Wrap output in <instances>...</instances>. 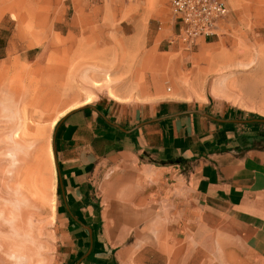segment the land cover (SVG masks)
Segmentation results:
<instances>
[{
    "label": "crops",
    "instance_id": "0c3cea01",
    "mask_svg": "<svg viewBox=\"0 0 264 264\" xmlns=\"http://www.w3.org/2000/svg\"><path fill=\"white\" fill-rule=\"evenodd\" d=\"M136 14L145 31L120 37L139 66L209 65L231 15L188 49L168 0ZM51 147L49 264H264V114L206 94L98 96L57 118Z\"/></svg>",
    "mask_w": 264,
    "mask_h": 264
},
{
    "label": "rangeland",
    "instance_id": "374dc122",
    "mask_svg": "<svg viewBox=\"0 0 264 264\" xmlns=\"http://www.w3.org/2000/svg\"><path fill=\"white\" fill-rule=\"evenodd\" d=\"M160 1L0 0L8 30L0 40V264L50 262L51 135L66 109L160 90L173 98L206 94L264 114V0H225L231 15L204 55L209 65L139 66L124 47L140 44L124 43L121 29L145 31L142 15L138 23L131 16ZM213 59L221 62L212 66Z\"/></svg>",
    "mask_w": 264,
    "mask_h": 264
},
{
    "label": "built area",
    "instance_id": "2783aa9c",
    "mask_svg": "<svg viewBox=\"0 0 264 264\" xmlns=\"http://www.w3.org/2000/svg\"><path fill=\"white\" fill-rule=\"evenodd\" d=\"M169 11L180 26L176 40L186 48L206 38L218 37L228 18L225 0H168Z\"/></svg>",
    "mask_w": 264,
    "mask_h": 264
}]
</instances>
